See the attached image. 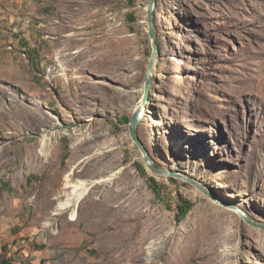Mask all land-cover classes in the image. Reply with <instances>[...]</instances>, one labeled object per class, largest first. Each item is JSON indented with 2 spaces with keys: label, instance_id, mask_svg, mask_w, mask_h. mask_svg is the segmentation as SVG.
I'll return each instance as SVG.
<instances>
[{
  "label": "rangeland",
  "instance_id": "obj_1",
  "mask_svg": "<svg viewBox=\"0 0 264 264\" xmlns=\"http://www.w3.org/2000/svg\"><path fill=\"white\" fill-rule=\"evenodd\" d=\"M149 3L0 0V264H264V229L227 208L264 225V0L156 1L138 134L196 184L130 134Z\"/></svg>",
  "mask_w": 264,
  "mask_h": 264
},
{
  "label": "water",
  "instance_id": "obj_2",
  "mask_svg": "<svg viewBox=\"0 0 264 264\" xmlns=\"http://www.w3.org/2000/svg\"><path fill=\"white\" fill-rule=\"evenodd\" d=\"M156 1L157 0H150L149 6H148V21L147 22L149 25V35H150V38H151L152 43H153V53L151 56V60H150L148 72H147L145 94H144V97L142 100L141 110H139L135 113V115L133 116V119L130 123V134H131L133 141L137 144L139 149L142 151L147 168L153 174L159 175V176L171 175L173 177H180L186 181H189L190 183L196 184L193 180L188 179L187 177L179 176V175L175 176L172 173L158 169L155 166V163L153 162L149 151L146 149L145 145L141 141L139 134H138L139 123L141 122L143 115L147 109V104L149 101V97H150V93H151V87H152V83H153L154 71H155L156 63H157V60L159 57V52H160L159 45L157 44V41H156L157 40V38H156V23H155ZM227 208H231V209L236 210L243 217V219H245V221H247V223H249L250 225H252L256 228L264 229V225H260V224L253 222L249 218V216L246 213H244L241 209H239L233 205H228Z\"/></svg>",
  "mask_w": 264,
  "mask_h": 264
},
{
  "label": "bare ground",
  "instance_id": "obj_3",
  "mask_svg": "<svg viewBox=\"0 0 264 264\" xmlns=\"http://www.w3.org/2000/svg\"><path fill=\"white\" fill-rule=\"evenodd\" d=\"M141 108H142V103L139 106V108L137 109V111L141 110ZM144 115H145V113H144ZM69 179L70 178H67L68 181L66 183V189H68V191H69L66 193L67 198H66V200H64L63 202H61L57 206V211H62L65 209H73L72 214H71L72 220H76L77 219V213H76L75 208H76L77 204L83 199L87 190L84 188L85 184L80 183V182H72ZM181 179H183V178H181ZM37 260H40V259H37ZM26 264H39V262L36 261L35 263H26ZM40 264H41V262H40Z\"/></svg>",
  "mask_w": 264,
  "mask_h": 264
},
{
  "label": "trees",
  "instance_id": "obj_4",
  "mask_svg": "<svg viewBox=\"0 0 264 264\" xmlns=\"http://www.w3.org/2000/svg\"><path fill=\"white\" fill-rule=\"evenodd\" d=\"M144 175H146L145 169L142 168L141 171ZM150 186L154 193L159 197L162 198V188L160 187L159 182L154 178H149ZM194 203H192L189 200H182L181 205L179 206V218L181 220H184L187 215L191 212V210L194 208ZM13 261H4V264H13Z\"/></svg>",
  "mask_w": 264,
  "mask_h": 264
},
{
  "label": "crops",
  "instance_id": "obj_5",
  "mask_svg": "<svg viewBox=\"0 0 264 264\" xmlns=\"http://www.w3.org/2000/svg\"><path fill=\"white\" fill-rule=\"evenodd\" d=\"M15 235H16L15 238H18V236H22L23 235V231L21 229H18L15 232ZM45 250H46V247H44L43 245L38 246L36 252L33 254V257L36 256V255H40V256L43 257V253H44Z\"/></svg>",
  "mask_w": 264,
  "mask_h": 264
},
{
  "label": "built area",
  "instance_id": "obj_6",
  "mask_svg": "<svg viewBox=\"0 0 264 264\" xmlns=\"http://www.w3.org/2000/svg\"><path fill=\"white\" fill-rule=\"evenodd\" d=\"M37 262H39V264H40V260H37Z\"/></svg>",
  "mask_w": 264,
  "mask_h": 264
}]
</instances>
